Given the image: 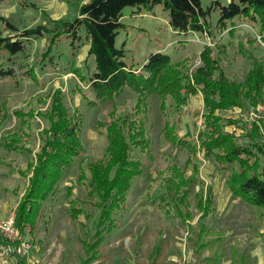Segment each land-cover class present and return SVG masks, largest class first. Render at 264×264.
Segmentation results:
<instances>
[{
  "label": "rangeland",
  "instance_id": "1",
  "mask_svg": "<svg viewBox=\"0 0 264 264\" xmlns=\"http://www.w3.org/2000/svg\"><path fill=\"white\" fill-rule=\"evenodd\" d=\"M214 1L217 0H202L205 7L211 6ZM218 1L224 5L231 2ZM76 7L75 0H0V17L20 31L41 25L52 27V19L70 21L77 17ZM134 12L132 7L123 12L125 27L117 38V47L125 43L124 61L128 66L141 68L152 54L161 52L174 62L187 61L188 72L200 67L199 55L208 46L207 35L177 34L169 25L168 14L162 9L143 12L142 16ZM211 16L212 23L216 24L218 12H213ZM7 22L0 21V37H13L15 40V32L7 31ZM231 25L221 32L214 31L212 42L219 44L214 48V56L221 60L227 76L241 83L252 69L253 61L264 60V43L259 41L258 25L236 18L233 23L236 31L230 34ZM46 46V38L32 39L27 52L20 54L13 65L9 62V55L0 50V70L14 69L13 77L0 79V113L7 114L0 128V142L7 134L19 132L21 119L14 117L16 111L26 116L30 111L35 114L46 112L51 102L42 104L39 101L46 100L52 91L59 88L64 92V103L69 112L78 109L83 114L81 135L84 152L74 162L73 168L66 170L56 194L43 205L35 227H27L21 233L23 242L18 252L24 258L19 259L26 264H82L89 258L83 243L94 240L99 218V210L88 198L91 182L88 167L102 159L108 145L105 128H98L99 121H106L115 108L118 116L130 114L137 105L138 96L134 90L126 88L114 101L89 106V98L84 96L88 94L94 98V93L85 85L86 82L82 83L71 73L75 72L74 65L84 76L94 69V58H87V41L74 52L69 49L68 43H62L56 48L55 64L53 60H48L50 66L41 63ZM31 66L36 70L39 83L23 76ZM202 98L203 95L200 99L197 95L188 97L183 115L185 119L178 126L181 135H189V139L199 137L205 128ZM193 101L197 106H193ZM168 102L173 104L171 100ZM148 104L145 122L151 148L144 153L132 152L134 159L143 162V174L133 181L125 208L113 216L117 227L100 246L102 252L96 255L101 260H108L107 264H149L148 256L154 247L164 244L167 257L164 262L160 259L159 264H203L206 258L216 257H221L222 264H231L235 257L243 254H250V260H254L255 264H264V208L244 203L232 195L227 186L233 169L239 167L230 166L223 171L212 158L202 153L195 160L197 171L193 164L186 167L189 153L172 147L162 133L166 118L162 114L159 97L150 96ZM168 114L170 122L174 123L177 119L174 109H170ZM219 115L242 121L239 126H227L226 123L224 126L225 131L235 132L246 144L252 123L264 116V104L256 111L247 106L243 110L233 109ZM27 122H30V128L25 127L26 135L21 136L26 147L33 151L30 156L33 158L42 145L40 135L50 124L38 116L29 117ZM30 158L23 153H8L0 149V222L15 215L17 205L25 195L29 180L19 175L18 170H26ZM261 159L259 173L262 174L264 159ZM175 165L185 178H193L188 195L182 201L180 197L184 195L185 188L174 196L166 190L171 178L168 168ZM83 172L86 179L81 180ZM209 189L214 206L204 220L199 202L203 192L206 194ZM68 191L72 193L70 197L67 196ZM70 201H76L81 210L76 220L71 218ZM202 228H206L207 233L203 241H199ZM197 243L206 248L199 251ZM10 252L0 254V264L19 263V259L12 257Z\"/></svg>",
  "mask_w": 264,
  "mask_h": 264
},
{
  "label": "trees",
  "instance_id": "2",
  "mask_svg": "<svg viewBox=\"0 0 264 264\" xmlns=\"http://www.w3.org/2000/svg\"><path fill=\"white\" fill-rule=\"evenodd\" d=\"M157 6L168 14L170 27L179 34L186 36L201 33L212 41L216 29L221 32L232 24L230 34L236 31L233 23L237 18L248 20L254 26L258 25L261 42L264 43V0H231L228 5L217 0L208 7L204 6L202 0H89L81 4L77 9V17L70 21L55 19L51 20L52 27L41 25L21 31L0 17V21L7 22V31L15 32L14 36L17 37L15 40L13 37H0V50L9 55L12 65L20 54L27 52V46L32 39H47V51L42 55L41 63L49 66L50 59L55 64L56 48L62 43H68L69 49L74 52L87 41V58H94V69L84 76L80 68L74 65L75 72L71 73L81 82H86L85 85L94 93V98L88 94L84 96L85 99L89 98L88 105L99 106L103 101H114L126 88H131L138 96L137 105L130 114L118 116L115 108L106 121H99L98 128H105L108 145L102 159L88 167L91 178L88 198L94 201L93 205L99 210V218L93 235L94 240L83 243L89 258L82 264L108 263V260H101L96 254L102 252L100 246L117 227L113 216L125 208L133 181L143 174V162L134 159L132 152L144 153L151 148L145 116L149 107L148 99L153 95L159 97L161 111L166 118L162 131L165 140L172 147H179L189 153L186 167L193 164L197 171L195 160L199 158V153L212 158L223 171H227L230 166H238L239 169H233L227 181L228 189L244 203L264 208V173H259L261 157L264 159V116L252 123L247 133L249 141L244 144L235 132L225 131L224 126V123L227 126H239L242 121L219 115L233 109L243 110L247 106L254 111L260 109L264 104V60H254L252 69L247 72L241 83L229 78L221 60L214 56V48L219 45L217 41L212 42L214 47H204L199 55L200 67L191 73L187 71V61L174 62L170 56L161 52L146 59L140 71L128 66L124 61L125 43L117 47V38L125 27L122 23L123 12L132 7L135 9L134 13L142 15L143 12L152 13ZM213 12H218L219 19L216 24L212 23ZM13 75L14 69L0 70V79ZM23 76L39 83L36 70L32 66L27 68ZM199 93L203 95L202 117L205 128L199 137L189 139V135L182 136L177 128L183 119L188 97ZM47 97L46 100L39 101L42 104L51 102L46 112L35 114L30 111L28 116L19 111L14 113V117L21 119V128L2 142L5 148L24 151L30 158L33 151L19 146L24 140L23 134L26 135L23 129L30 128L27 119L38 116L50 124L40 135V151L30 158L27 172L23 173L26 177L29 176V185L16 208L17 236L13 239L0 237L2 243H6L9 250H12L11 256L17 259L24 258L18 252L23 242L21 233H24L27 227H35L43 205L56 194L66 170L73 168L74 162L81 158L84 152L81 135L84 126L83 114L78 109L69 112L64 103V92L59 88ZM170 109H174L177 118L174 123L170 122L168 117ZM6 116L7 114L0 113V128ZM168 170L171 178L167 193L174 196L185 188L184 195L180 197L182 201L188 195L193 178H185L176 165ZM83 175L84 172L80 176L81 180L86 179ZM67 193L68 197L72 195L70 191ZM199 204L203 212L201 217L205 220L214 206L210 189L206 194L203 192ZM69 207L71 218L76 220L81 213L76 201H70ZM201 233L198 236L199 241H203L207 229L202 228ZM205 248L198 244L199 251ZM160 256L162 257L159 258ZM166 257L165 246L160 244L149 254L148 263L159 264V260L164 262ZM250 257V254L239 255L231 264H255ZM18 262L26 264L22 259ZM222 262L221 257L206 258L203 264Z\"/></svg>",
  "mask_w": 264,
  "mask_h": 264
},
{
  "label": "built area",
  "instance_id": "3",
  "mask_svg": "<svg viewBox=\"0 0 264 264\" xmlns=\"http://www.w3.org/2000/svg\"><path fill=\"white\" fill-rule=\"evenodd\" d=\"M258 38H259V41H261L260 35ZM207 45L211 47L215 46L209 38H208ZM16 236H17V230H16V223H15V215L10 217L7 220H3V222H0V237L5 238V239L6 238L13 239V238H16ZM8 251L10 252L8 245L6 243H2L1 238H0V254L4 255V253H8Z\"/></svg>",
  "mask_w": 264,
  "mask_h": 264
},
{
  "label": "crops",
  "instance_id": "4",
  "mask_svg": "<svg viewBox=\"0 0 264 264\" xmlns=\"http://www.w3.org/2000/svg\"><path fill=\"white\" fill-rule=\"evenodd\" d=\"M89 0H84V1H80V0H75V2H76V5H77V9L81 6V4H84L85 2H88ZM77 9H76V12H77ZM156 9H160L161 10V8L159 7V6H157L155 9H154V11L156 10ZM153 11V12H154ZM140 16H142V15H140ZM52 20H54V19H52ZM173 30V29H172ZM174 31V30H173ZM174 32H176L177 34H179L177 31H174ZM193 34H195V33H193ZM201 34V33H200ZM199 34V35H200ZM179 35H183V34H179ZM144 65V64H143ZM143 67V66H142ZM142 67L141 68H135L136 70H138V71H140L141 69H142ZM200 96L202 97V95L199 93L198 95H197V99H200ZM191 97H194V96H191ZM202 103H203V98H202ZM204 104V103H203ZM193 106L195 107V106H197V103H195V101H193ZM134 109V108H133ZM185 113V112H184ZM185 117V116H184ZM183 117V118H184ZM185 119V118H184ZM184 121V120H183ZM180 127V126H179ZM178 127V128H179ZM2 128V127H1ZM177 128V129H178ZM13 134H15V132H13ZM180 134H181V132H180ZM10 135H12V134H7L4 138H6V137H9ZM3 138V139H4ZM3 139L1 140V142H0V149L2 148L3 150H5V151H7L8 153H23V154H26L24 151H20V150H16V151H14V150H9V149H7V148H5L4 146H3ZM25 142L23 141V143L22 144H19V146L20 147H22V146H25V148L26 149H28L27 147H26V145L24 144ZM29 163V162H28ZM28 163H27V165H28ZM27 169H28V166H27ZM27 169L26 170H18V173H19V175H21L22 177H26L25 175H23V173L24 172H27ZM31 177V176H30ZM26 178H29V176L28 177H26Z\"/></svg>",
  "mask_w": 264,
  "mask_h": 264
}]
</instances>
